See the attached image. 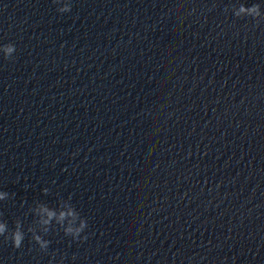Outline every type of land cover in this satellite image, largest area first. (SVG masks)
<instances>
[{"label":"water","instance_id":"95a60500","mask_svg":"<svg viewBox=\"0 0 264 264\" xmlns=\"http://www.w3.org/2000/svg\"><path fill=\"white\" fill-rule=\"evenodd\" d=\"M61 3L0 0V264H264V0Z\"/></svg>","mask_w":264,"mask_h":264},{"label":"clouds","instance_id":"9594fccd","mask_svg":"<svg viewBox=\"0 0 264 264\" xmlns=\"http://www.w3.org/2000/svg\"><path fill=\"white\" fill-rule=\"evenodd\" d=\"M55 2L61 3V0H55ZM57 10L61 13L68 12L71 10V5L67 2L61 3V6ZM233 13L236 17L251 16L258 22V18L262 15L261 5L259 3H254L251 6L240 4L238 8H233ZM15 50V45L12 43L0 46V51L4 53L5 58H12ZM43 191L47 193L48 189L45 188ZM8 196L9 193L0 191V200H5ZM37 209H39V212ZM32 211L38 217L35 223L39 226L40 232L42 233L47 234L54 221L55 224L63 229L66 235L71 236L73 239L82 240L87 238L86 235H81L88 227L87 219L80 215L79 211L71 203L70 197L67 200H60L56 207H50L46 203L37 202ZM28 232L32 233V239L39 245V248L47 252L51 242L37 232L36 227L30 226ZM0 236H3L6 240H11L15 248H20L25 239L22 222L17 219L15 221V227L10 230L7 222L0 220ZM53 255L55 254L53 253ZM57 264H62V260L58 261Z\"/></svg>","mask_w":264,"mask_h":264}]
</instances>
